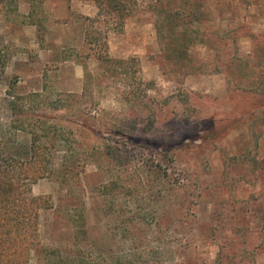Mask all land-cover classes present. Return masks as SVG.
<instances>
[{"label":"rangeland","instance_id":"rangeland-1","mask_svg":"<svg viewBox=\"0 0 264 264\" xmlns=\"http://www.w3.org/2000/svg\"><path fill=\"white\" fill-rule=\"evenodd\" d=\"M165 1L0 0V158L47 145L31 264H264V0Z\"/></svg>","mask_w":264,"mask_h":264},{"label":"trees","instance_id":"trees-1","mask_svg":"<svg viewBox=\"0 0 264 264\" xmlns=\"http://www.w3.org/2000/svg\"><path fill=\"white\" fill-rule=\"evenodd\" d=\"M109 1L115 2L116 5L120 3V0ZM167 4H169L168 1L156 0L158 13L155 15H158ZM119 7L115 11L123 15L121 14L123 9ZM179 12L189 13L190 11L185 8ZM161 13L164 14L160 16L163 17L164 22L174 17L170 8L163 9ZM195 16L196 14L193 15ZM183 27L175 42L178 48L175 46L170 49V43H166L164 50L168 53L169 50L172 51L181 57V61L188 63L190 60L181 56L184 53V46L190 40L187 26L184 24ZM160 36L165 41L164 31L160 33ZM165 37H168L166 33ZM3 49L0 40V79L10 59ZM41 138L38 134L33 135L30 151L25 158L17 156L0 158V264H31L32 254L41 246V211L52 207L48 198L35 196L31 192L32 182L45 176L48 171L46 165H43L48 155L44 152V147L47 145L41 146L43 145L40 143Z\"/></svg>","mask_w":264,"mask_h":264}]
</instances>
